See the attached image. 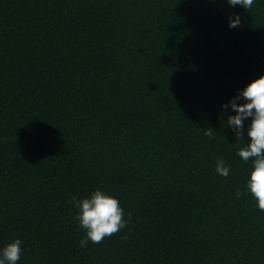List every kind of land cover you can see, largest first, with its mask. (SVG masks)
Listing matches in <instances>:
<instances>
[{
    "label": "trees",
    "instance_id": "16d2710c",
    "mask_svg": "<svg viewBox=\"0 0 264 264\" xmlns=\"http://www.w3.org/2000/svg\"><path fill=\"white\" fill-rule=\"evenodd\" d=\"M261 75L264 0H0V250L20 239L17 264H264V212L236 195L251 121L236 139L222 107ZM97 189L128 224L81 248L72 200Z\"/></svg>",
    "mask_w": 264,
    "mask_h": 264
},
{
    "label": "clouds",
    "instance_id": "9594fccd",
    "mask_svg": "<svg viewBox=\"0 0 264 264\" xmlns=\"http://www.w3.org/2000/svg\"><path fill=\"white\" fill-rule=\"evenodd\" d=\"M227 3L235 7L237 5L250 10L254 0H227ZM235 18L229 17V27L235 28L240 24V17L233 14ZM240 101H243L242 103ZM235 112L229 115L227 127L232 128L236 134V139L243 140L244 121L250 118V125L247 129L249 142L244 147L238 149L237 155L244 161H251V171L246 181L244 192L237 191V198L250 192L256 200L257 208L264 212V75L252 80L244 89L239 90L228 104L223 105ZM214 131L208 128L205 135L215 138ZM215 171L218 175L227 178L230 168L223 158L216 160ZM78 209L75 220L86 235L80 241V247H86L89 241L93 244H101L105 238H110L127 227L123 208L119 200L107 193L97 189L93 191L89 198L72 200ZM131 213L128 214V220ZM22 241L14 239L0 250V264H17L22 255Z\"/></svg>",
    "mask_w": 264,
    "mask_h": 264
}]
</instances>
